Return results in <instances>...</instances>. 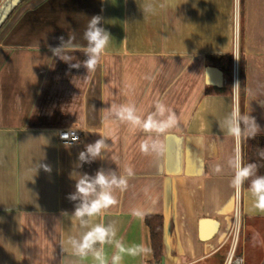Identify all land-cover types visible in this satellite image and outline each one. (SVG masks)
<instances>
[{
  "label": "crops",
  "instance_id": "0c3cea01",
  "mask_svg": "<svg viewBox=\"0 0 264 264\" xmlns=\"http://www.w3.org/2000/svg\"><path fill=\"white\" fill-rule=\"evenodd\" d=\"M93 16L112 38L87 74L49 46L70 32L86 46ZM73 55L86 59L82 49ZM157 101L179 117L161 137L159 157L143 154L146 134L109 111L133 103L147 113ZM232 112L253 117L260 132L252 136L242 124L240 137L227 135L221 125ZM69 128L82 132L79 142H60L58 132ZM101 136L105 159L76 168L79 153ZM237 147L243 164L252 151L264 175V0H0V264H98L69 243L95 223L115 227L126 248L147 249L122 254V264H224L236 222L238 254L245 264H264V212L253 207L246 183L231 184ZM41 164L51 172L35 175ZM100 168L127 176L128 187L84 224L73 216L79 202L67 198L75 192L70 173ZM149 216L163 220L159 260ZM117 251L104 245L108 264Z\"/></svg>",
  "mask_w": 264,
  "mask_h": 264
},
{
  "label": "clouds",
  "instance_id": "9594fccd",
  "mask_svg": "<svg viewBox=\"0 0 264 264\" xmlns=\"http://www.w3.org/2000/svg\"><path fill=\"white\" fill-rule=\"evenodd\" d=\"M102 20L101 16H93L87 21L82 37L87 42L86 46L75 43L76 34L74 32L69 33L67 40L63 36L59 37V46H49L53 57L68 64L69 69L83 67L87 74L94 72L112 38L110 33L101 26ZM44 40H47V35L44 36ZM81 49L86 56L83 61L78 60L73 55ZM109 111L118 121L129 125L132 130L145 133V138L140 144V150L145 155L156 157L162 156L166 151V145L161 137L176 128L179 123L176 112L162 101L155 102L153 110L147 113L139 110L133 103L113 104ZM242 124L244 125L243 130L252 136L260 132V127L253 117L250 115L241 117L236 112L229 113L224 118L221 130L229 136L240 137ZM105 140L106 138L101 136L94 143L87 144L85 150L79 153V163L76 168H81L84 164H91L97 159H105L103 153L109 150V145L106 144ZM261 155L264 156V151L261 152ZM229 164L234 170L231 184L235 189L242 188L245 181L255 177L251 179L249 194L253 200V207L264 212V175H256V165L253 163L243 164L239 155ZM40 168H43L45 172H51L49 165L41 164L35 168V175ZM214 171L220 173L222 171L221 166L216 165ZM127 175H132L131 170H128ZM70 179L75 180V192L70 193L67 198L70 201L79 202L75 207L73 216L84 224L87 223L88 218L97 217L115 205L117 203L116 191H124L128 187L127 176L120 175L113 170L105 171L103 168L98 169L94 175L73 171L70 173ZM133 214L140 216L143 212L141 209H133ZM116 235L117 230L111 224L95 223L88 227V230L79 238L71 237L69 243L76 256L86 258L91 254L98 264H108L104 245L114 244L118 250L112 256L111 264H122L124 258L122 254L124 253L136 257L147 251L141 245L126 248L123 243L115 239ZM98 245L99 247H97Z\"/></svg>",
  "mask_w": 264,
  "mask_h": 264
},
{
  "label": "trees",
  "instance_id": "16d2710c",
  "mask_svg": "<svg viewBox=\"0 0 264 264\" xmlns=\"http://www.w3.org/2000/svg\"><path fill=\"white\" fill-rule=\"evenodd\" d=\"M232 62V60H230ZM239 81L240 83H243L244 81V61L240 59L239 62ZM251 141H254V138L248 139V144L251 143ZM253 163L256 165V175H260V169L258 167L257 162L255 161L252 151H247L246 157H245V165ZM255 177L250 178L249 180L245 181L247 186H250L251 179ZM146 225L150 229L151 234V244L154 252V257L159 260L162 255V232H163V220L160 216H149L146 217Z\"/></svg>",
  "mask_w": 264,
  "mask_h": 264
},
{
  "label": "built area",
  "instance_id": "2783aa9c",
  "mask_svg": "<svg viewBox=\"0 0 264 264\" xmlns=\"http://www.w3.org/2000/svg\"><path fill=\"white\" fill-rule=\"evenodd\" d=\"M235 73V77H236ZM58 137L60 142L73 144L77 143L82 139V132L77 128H69V129H61L58 132ZM78 138V139H77ZM240 156V148L237 147V156ZM241 157V156H240ZM237 220V218H236ZM239 231L240 226L239 223H234V227L232 229V243L230 250L228 252L227 258L224 264H245V258L242 255H239L237 252V245L239 240Z\"/></svg>",
  "mask_w": 264,
  "mask_h": 264
},
{
  "label": "water",
  "instance_id": "95a60500",
  "mask_svg": "<svg viewBox=\"0 0 264 264\" xmlns=\"http://www.w3.org/2000/svg\"><path fill=\"white\" fill-rule=\"evenodd\" d=\"M210 70L215 71L218 75H220L222 73L221 70H219L217 68H210Z\"/></svg>",
  "mask_w": 264,
  "mask_h": 264
},
{
  "label": "rangeland",
  "instance_id": "374dc122",
  "mask_svg": "<svg viewBox=\"0 0 264 264\" xmlns=\"http://www.w3.org/2000/svg\"><path fill=\"white\" fill-rule=\"evenodd\" d=\"M236 3H237V0H236ZM238 10H239V6L238 4H236L235 6L236 17L238 16Z\"/></svg>",
  "mask_w": 264,
  "mask_h": 264
}]
</instances>
